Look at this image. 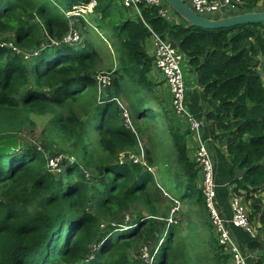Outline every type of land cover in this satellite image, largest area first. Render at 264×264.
I'll use <instances>...</instances> for the list:
<instances>
[{"label":"trees","instance_id":"obj_1","mask_svg":"<svg viewBox=\"0 0 264 264\" xmlns=\"http://www.w3.org/2000/svg\"><path fill=\"white\" fill-rule=\"evenodd\" d=\"M92 1L93 13L66 17L73 6ZM258 1L243 0L242 10L257 11ZM139 8L140 15L124 0H0V264H147L131 255L148 244H156L158 264H229L189 155L191 132L151 106L159 85L150 77L152 32L189 59L200 96L211 105L204 118L209 137L227 139L230 162L217 166L227 171L222 181L244 199L264 235V23L211 31L187 24L174 10L181 23L162 18L156 7ZM73 19L117 58L107 94L96 77L104 60L95 44L64 42ZM117 99L139 136L151 128L146 158L165 190L186 206L178 224L164 222L160 229L171 207L162 202L153 171L119 162L121 154L136 152L138 139L124 126ZM32 115L52 116L51 145L17 148L14 133ZM56 138L72 154L60 175L44 154ZM236 167L244 171L241 179ZM84 170L95 176L87 179ZM132 211L134 221L124 229L120 219ZM233 233L248 249V263L264 264V236Z\"/></svg>","mask_w":264,"mask_h":264},{"label":"built area","instance_id":"obj_2","mask_svg":"<svg viewBox=\"0 0 264 264\" xmlns=\"http://www.w3.org/2000/svg\"><path fill=\"white\" fill-rule=\"evenodd\" d=\"M191 7L200 16L210 19L225 18L243 13V0H188ZM145 4L147 6L159 9V15L162 18L169 19L173 13V9L165 0H124L127 8L135 9L140 15L139 6ZM96 1H92L86 6H79L73 11L66 12L68 17L82 16L93 12ZM71 44L81 42L80 33L71 31L65 40ZM152 53L155 57V68L163 75L165 82L169 87L172 95V107L175 114L181 117L187 124L188 129L198 138L199 144L194 150L193 161L196 163L201 174L202 193L204 195L206 209L211 220L212 228L216 233L219 244L226 249V253L230 258L229 264H249L248 255L243 249L240 242L233 236L229 226L239 228L248 233L251 237L256 236V226L250 221L248 210L240 197L234 196L230 203L232 215L227 218L218 203V182H217V163L212 151L208 138H204V123L197 114L192 111L187 103L188 86L185 82L181 64L185 58V54L175 47L169 39H164L155 32H152ZM15 49V48H14ZM97 79L100 83L99 74ZM111 82V80H110ZM109 82V85H110ZM100 89H102L100 87ZM122 107V101L117 99ZM125 106V105H124ZM123 120L127 128H134L130 113L127 107L122 108ZM135 130V128H134ZM134 133L137 136L136 131ZM137 139L139 140L138 136ZM211 139V138H209ZM137 152V150H136ZM135 159L130 158L129 154L123 159L121 154L120 163L133 162L140 164V155L133 153ZM52 168H57L54 159L49 161ZM178 204V203H177ZM174 209L173 211L177 210ZM171 223L174 220L170 221ZM176 222V221H175ZM176 224V223H175ZM154 262V256L153 260Z\"/></svg>","mask_w":264,"mask_h":264},{"label":"rangeland","instance_id":"obj_3","mask_svg":"<svg viewBox=\"0 0 264 264\" xmlns=\"http://www.w3.org/2000/svg\"><path fill=\"white\" fill-rule=\"evenodd\" d=\"M79 6H81V5L78 4L76 6H73L71 11H73L75 8H77ZM62 8L64 9V7H62ZM133 10L135 11V9H133ZM256 10L257 11H264V0L258 1V7ZM83 16H86V14L80 16V18H83ZM66 17H68V15H66ZM172 17H175L173 13H172V16H170L168 18L170 20L174 21V19ZM68 18H71V17H68ZM179 23H181V22H179ZM71 27H72V31H77L80 33L81 42H77L78 45H83V42L85 40H91L93 42V44H95L98 52L100 53L102 60H104L103 63L101 64V69L103 71L99 72V79H100V87L103 89V93L107 94L109 89H110L109 82H110V80L113 79V74H112L111 70L115 69L117 66V58H116V56H114L112 48L110 46H108L107 44H105L103 41L99 40V38H97L95 35L88 34L87 31L84 30L83 26L81 25L80 19H73L71 21ZM65 40H67V37ZM65 40H64L65 43L71 44ZM73 44H76V43H73ZM148 45L150 46V52H152L153 48H152L151 39L148 41ZM10 49H12L11 50L12 52L16 51L13 47H10ZM262 63H263L262 68L264 70V60L262 61ZM181 67H182L184 79H185V82H186L188 88H189V86L191 87L193 85H196L195 74L189 65V59L186 56H185V58L181 64ZM150 77L154 83L159 84L158 85L159 87L158 86L155 87L154 93L150 96L151 99H157L158 101L152 100L151 106L157 110L165 109L169 114L170 122L172 124H174L175 126L179 127L182 132H185L189 126L181 117L177 116L175 114V112L173 111L172 102H170L171 101V99H170L171 95H170L169 87H168L167 83L165 82L163 75L159 72V70L154 68L152 73L150 74ZM157 81H159V82H157ZM162 81H164V82H162ZM164 85H166V86L164 87ZM122 108H125L124 104L122 105L121 109ZM123 116L125 117V113H124V115H122V120H123ZM51 118H52V116H50V115H48L46 117H37L35 115H32L30 117V122H28L25 126L21 127V129L18 132L14 133L15 141L17 143V148H23L26 146H28V147L32 146V147L38 148V147H43V144H47V146L51 145L52 137H49V135H48L49 132L47 129L48 123H49ZM137 123L140 125L141 121L137 120ZM123 124H124V126H126L124 120H123ZM134 128H135V125H134ZM134 128L132 126V128H128V129H130L132 131H136V129L134 130ZM150 129L151 128H147V130H146L147 134L146 135L140 134V136H139L137 134V136L139 138L138 145H137V152H133V153L140 155V165L145 170H152L153 171V173L155 174V177H156L155 180H157V183H158L157 185L159 187V188L158 187L157 188L160 189L159 195L161 196V200L164 203V205L166 204L165 206L169 205L171 207L170 216L163 221H159V226L161 229L164 222L166 224H171L170 221L174 220L173 223H176V224L180 223L181 220L178 218V214L180 212L184 213L186 211V206L182 203V201L179 198H175L173 195H171L169 192H167L165 190V188L161 184L160 174H159L157 168L154 166L152 167L149 164L148 159L146 158V152L148 149H150V147L153 144L152 141L149 139L150 135L153 134ZM56 139L57 140H55V142L57 144L56 145L52 144L51 148H45L44 154L46 155V157L48 159V168L53 173H55L56 175H60L61 171L66 169V165L63 164V161L65 159H67L68 157L72 156V154L69 152V150H67L68 149L67 145H65L58 138H56ZM187 140H191V138H189ZM225 140H226L225 143H227V139H225ZM213 142H215V140H213ZM224 146L226 148L227 144H224ZM133 153L130 152V153H128V155L131 154L130 158L135 159L136 157L134 156ZM128 155L124 154L123 159L126 158ZM189 155L193 159V157H194V148L193 147L191 149H189ZM157 157H160V154L158 152H157ZM51 159L55 160V162L57 163V166L59 165L58 169L52 168L49 165V161ZM120 160H121V157L119 159V162H120ZM84 171H85L84 174L87 176V179L93 178L95 176V174L93 172L90 173L88 170H84ZM200 186L202 187V184H200ZM176 208H178V209L173 211ZM134 218H135V215H134V212L132 211L131 213L127 214V216L121 218L120 223H122L124 225V229H125L128 224H130L134 221ZM104 225L106 228V226L109 224L104 223ZM256 229H257V227H256ZM212 231L216 236L214 229ZM257 233H258V230H257L256 234ZM161 238H160V240H161ZM155 247H156V244H155V246L152 244L142 246L139 250H135L134 252H132L131 256L133 259L140 258V259H143L144 262H146L147 264H153L152 260H153V254L155 253L154 252ZM158 262H159V258L157 259V261L154 264H158Z\"/></svg>","mask_w":264,"mask_h":264},{"label":"crops","instance_id":"obj_4","mask_svg":"<svg viewBox=\"0 0 264 264\" xmlns=\"http://www.w3.org/2000/svg\"><path fill=\"white\" fill-rule=\"evenodd\" d=\"M172 18L177 23L181 22V20L178 17H176V16L172 17ZM157 82H159V81H157ZM162 82H164V81H162ZM165 86L166 85H164V87ZM170 99H171V97H170ZM187 103H188L189 108L192 111H193V109L197 110L199 112V114L197 113V115L199 117H202L201 119H202V122L204 123V138H208L207 141H212L210 143V146L212 147V151H213L217 166H220V164H221V165H223L226 168L227 167V160H228V163L230 162V158L227 155L226 148L224 146V144H227V143H225L226 140L223 139L222 141H220L219 139H214L215 142H213V139L211 137H209L211 135L210 134V129L208 127L210 124H205L204 118L206 116L207 107L211 106V105L209 103H207L200 96L199 87L197 85V82H196V85H193L191 87L189 86V88H188ZM192 107H193V109H192ZM189 138H191V140H188L189 149H191L193 147L194 150H195V148L199 144L198 138L195 135H193V133H191ZM209 138H211V139H209ZM226 177H227V171L223 172L222 170H218V167H217V178H219V180L221 179V184H219L218 179H217V182H218V193H217V195H218V203L221 206V209H222L223 213L225 214V216L227 218H230L231 215H232V211H231V208H230V203H231L232 198L235 195L233 194V186L230 183H227V181H222ZM220 193H221V197H220ZM243 201H244V199H243ZM246 207H247V205H246ZM229 227H230V229L232 231L233 236L236 238L237 236L233 233V231L236 228H233L231 226H229ZM242 231H244V230H242ZM262 235L263 234L261 232H258L256 234V236L252 237V238H256L257 236H262ZM237 241H238V239H237ZM240 244L242 245V247L245 250L246 254L249 256L250 254H249V251L246 248V246H244L243 243H240Z\"/></svg>","mask_w":264,"mask_h":264},{"label":"water","instance_id":"obj_5","mask_svg":"<svg viewBox=\"0 0 264 264\" xmlns=\"http://www.w3.org/2000/svg\"><path fill=\"white\" fill-rule=\"evenodd\" d=\"M171 8L189 25L206 30L217 31L238 25L251 23H264V11L243 12L237 15L210 19L200 16L193 8L183 0H165ZM244 175L239 167L235 168V178L241 179Z\"/></svg>","mask_w":264,"mask_h":264},{"label":"clouds","instance_id":"obj_6","mask_svg":"<svg viewBox=\"0 0 264 264\" xmlns=\"http://www.w3.org/2000/svg\"><path fill=\"white\" fill-rule=\"evenodd\" d=\"M71 11V10H70ZM69 12V11H68ZM93 13V12H92ZM87 15V14H86ZM74 17H80V16H74ZM84 17V16H83ZM68 18V17H67ZM178 48V47H177ZM151 54L153 55V53L151 52ZM97 77V76H96ZM109 87H110V85H109ZM171 94V93H170ZM187 94H188V91H187ZM119 100H121L122 101V99H119ZM171 102H172V95H171ZM199 117V116H198ZM134 124V123H133ZM126 127V126H125ZM134 132V131H133ZM241 198V197H240ZM242 199V198H241ZM242 201H243V199H242ZM243 203H244V201H243ZM245 204V203H244ZM246 206V205H245ZM247 208V207H246ZM247 210H248V208H247ZM255 225V224H254ZM153 256H154V262H155V255L153 254ZM154 262H153V264H154Z\"/></svg>","mask_w":264,"mask_h":264},{"label":"bare ground","instance_id":"obj_7","mask_svg":"<svg viewBox=\"0 0 264 264\" xmlns=\"http://www.w3.org/2000/svg\"><path fill=\"white\" fill-rule=\"evenodd\" d=\"M139 11H140V9H139ZM68 93V92H67Z\"/></svg>","mask_w":264,"mask_h":264}]
</instances>
